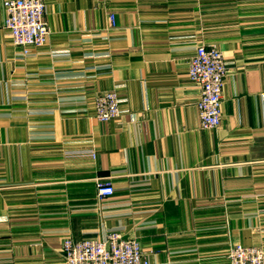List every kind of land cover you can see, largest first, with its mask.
Masks as SVG:
<instances>
[{
    "label": "crops",
    "instance_id": "crops-1",
    "mask_svg": "<svg viewBox=\"0 0 264 264\" xmlns=\"http://www.w3.org/2000/svg\"><path fill=\"white\" fill-rule=\"evenodd\" d=\"M4 1L0 264H64L66 237L111 231L152 264L264 250V0H43L49 38L26 56ZM200 45L228 64L215 131L187 77ZM107 91L125 113L103 124L93 99ZM100 179L115 190L103 201Z\"/></svg>",
    "mask_w": 264,
    "mask_h": 264
},
{
    "label": "built area",
    "instance_id": "built-area-1",
    "mask_svg": "<svg viewBox=\"0 0 264 264\" xmlns=\"http://www.w3.org/2000/svg\"><path fill=\"white\" fill-rule=\"evenodd\" d=\"M98 0H95L97 2ZM4 29L12 45L21 49L42 48L47 44L49 29L45 22L43 0H5ZM110 27H115L114 15H110ZM222 53L214 46L200 45L188 61L187 77L199 90L196 103L199 126L202 130L215 131L221 126L222 92L228 74ZM125 99L116 91H107L93 99L94 117L99 123L120 118L125 111ZM92 157L95 156L92 154ZM115 190L111 182H97L99 201L111 197ZM62 250L64 264H152L144 255L138 241L124 239L116 231L107 233L102 241H73L64 239ZM230 264H264L262 247L234 245L228 255Z\"/></svg>",
    "mask_w": 264,
    "mask_h": 264
},
{
    "label": "rangeland",
    "instance_id": "rangeland-1",
    "mask_svg": "<svg viewBox=\"0 0 264 264\" xmlns=\"http://www.w3.org/2000/svg\"><path fill=\"white\" fill-rule=\"evenodd\" d=\"M93 1H95V0H93ZM99 1H101V0H98L97 2H99ZM45 5V4H44ZM45 19V18H44ZM23 53V52H22ZM24 56H26V55H24ZM94 155V154H93ZM91 156H92V154H91ZM101 180V179H100ZM99 181V180H98ZM120 234V233H119ZM121 235V234H120ZM123 237V236H122ZM68 238H71V237H68ZM124 238V237H123ZM72 239V238H71ZM124 239H126V238H124ZM73 240V239H72ZM83 240H88V239H83ZM83 240H79V241H83ZM89 240H96V241H102L103 239H101V240H98V239H89ZM131 240V239H130ZM134 240V239H133ZM73 241H75V240H73ZM137 241V240H136ZM63 242H64V240H63ZM62 245H63V243H62ZM240 245V244H239ZM230 251V250H229ZM229 253V252H228ZM63 256H64V253H63ZM229 264H230V262H229Z\"/></svg>",
    "mask_w": 264,
    "mask_h": 264
}]
</instances>
